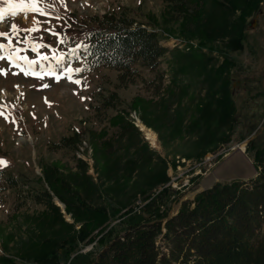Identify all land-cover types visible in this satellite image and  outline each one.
Masks as SVG:
<instances>
[{"label": "rangeland", "instance_id": "374dc122", "mask_svg": "<svg viewBox=\"0 0 264 264\" xmlns=\"http://www.w3.org/2000/svg\"><path fill=\"white\" fill-rule=\"evenodd\" d=\"M216 1V12L228 16L223 28L214 24L190 36L162 0H0V264L3 258L10 259L7 264H32V251L50 249L51 241L57 243L58 264H75L77 253L90 251L97 261L107 235L124 233L125 213H139L162 188L169 189L161 206L163 232L165 220L192 205L201 190L256 175L250 145H264V0L253 10L250 0L237 7ZM104 15L158 31L169 51L153 70L136 64L138 75L129 82L118 80L111 68L89 69L83 47ZM239 16L245 23L242 45L230 48ZM225 57L231 62L223 71L231 109L221 119L215 107L222 79L212 81L209 69ZM181 87L187 89L180 98L169 96ZM111 91L118 96L117 109L102 108ZM163 105H169L164 118L182 111L179 124L170 122V133L157 120ZM118 117L143 130L134 148L142 139L148 145L147 156L130 167ZM142 118L161 128V139ZM146 128L158 147L146 138ZM73 133L81 139L78 150L54 148L61 136ZM159 170L168 178L153 184ZM7 176L16 188L8 186ZM39 189L51 193L55 213L24 197L26 190ZM57 192L75 195L74 204L66 205ZM154 243L168 256L161 235Z\"/></svg>", "mask_w": 264, "mask_h": 264}, {"label": "trees", "instance_id": "16d2710c", "mask_svg": "<svg viewBox=\"0 0 264 264\" xmlns=\"http://www.w3.org/2000/svg\"><path fill=\"white\" fill-rule=\"evenodd\" d=\"M162 1L167 5L169 13L182 19L181 32L186 35L202 34L214 24L220 23L222 27L227 22L228 16H225V12H221V15L216 12L218 6L216 0ZM228 1L231 7H237L243 0ZM259 1L250 0V9H255ZM96 22L98 26L89 32L83 47L89 69L111 68L117 71L118 80L129 82L138 75L136 64L153 70L160 58L169 51L160 43L162 37L158 31L134 24L133 19L104 15ZM244 24L242 16L233 22L230 30L231 38L227 46L241 47ZM230 63L225 57L222 64L209 69L210 73L215 75L212 81L222 79L220 84L222 96L215 107L221 119L226 118L227 111L231 109V99L228 91L225 90L229 81H224L223 77V71ZM183 94L185 90L178 93L173 90L169 92V96L175 99ZM119 103L117 94L111 91L103 97L101 106L117 109ZM166 106H162L163 116H159L157 120L159 126L170 133V122L173 126L176 119L179 124L182 111L176 108L172 117L168 118L169 114L166 113L164 118L165 109H168L169 105ZM203 113L209 112L204 110ZM118 118L117 128L120 135H125L127 140L124 151L128 155L126 166L130 167L147 156L148 145L142 139L143 143L134 148L135 140L140 137L139 130L132 121ZM142 122L151 126L145 118H142ZM151 127L156 132H161L160 127ZM158 135L160 138V133ZM80 144V136L73 133L61 136L53 145L56 149L78 150ZM250 146L254 148L252 163L257 171L255 176L248 179L217 181L201 190L191 201L192 205H182L174 215L165 220L163 232L161 223L165 214L161 206L166 202L169 189L162 188L147 201L139 213H129L130 209L125 213V218L122 219V224H125L124 233L121 236L118 233L107 235L105 245L108 246L99 254L97 261L90 251L84 254L77 253L73 257V262L75 264H264V145L253 143ZM167 178L165 171L159 170L155 173L152 183L164 182ZM5 180L9 187L16 188L17 181L12 176H7ZM55 195L66 205L74 204L72 200L76 197L71 195L70 198H66L59 192ZM24 197L48 207L53 212L57 209L53 196L46 189L26 190ZM159 235L169 246L168 256L158 253L156 249L154 242ZM80 239L83 237L81 236ZM74 244L70 245L68 252L75 248ZM49 246L50 249L47 248L46 251H32V264H58L60 257L55 250L57 243L51 241ZM2 260L1 264L10 262V259Z\"/></svg>", "mask_w": 264, "mask_h": 264}, {"label": "bare ground", "instance_id": "6f19581e", "mask_svg": "<svg viewBox=\"0 0 264 264\" xmlns=\"http://www.w3.org/2000/svg\"><path fill=\"white\" fill-rule=\"evenodd\" d=\"M138 124H139V126L141 128H143V125L140 122H138ZM141 131H143V130L141 129ZM145 135H146V138L150 141L151 144H153L154 146L158 147V142H157V138H156L155 133H153L151 130L146 128L145 129ZM239 148H240V150H242L243 149V144H241L239 146Z\"/></svg>", "mask_w": 264, "mask_h": 264}, {"label": "snow or ice", "instance_id": "6c2138e0", "mask_svg": "<svg viewBox=\"0 0 264 264\" xmlns=\"http://www.w3.org/2000/svg\"><path fill=\"white\" fill-rule=\"evenodd\" d=\"M6 2H8V0H6ZM9 7H13V5L11 4V3H9ZM0 35H4L3 33H0ZM0 47H2V46H0ZM33 50H35V48H33ZM0 58H2V57H0ZM48 57H42V59H47ZM29 63V65H31V64H33V63H35V61H30V62H28ZM25 74H27V73H25ZM0 163H2V162H0Z\"/></svg>", "mask_w": 264, "mask_h": 264}, {"label": "water", "instance_id": "95a60500", "mask_svg": "<svg viewBox=\"0 0 264 264\" xmlns=\"http://www.w3.org/2000/svg\"><path fill=\"white\" fill-rule=\"evenodd\" d=\"M137 126V125H136ZM140 130V129H139ZM141 131V130H140ZM142 132V131H141ZM143 133V132H142ZM165 264H168V263H165Z\"/></svg>", "mask_w": 264, "mask_h": 264}]
</instances>
